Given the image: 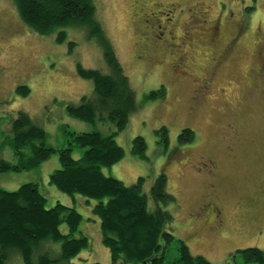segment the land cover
Masks as SVG:
<instances>
[{
  "label": "rangeland",
  "instance_id": "obj_1",
  "mask_svg": "<svg viewBox=\"0 0 264 264\" xmlns=\"http://www.w3.org/2000/svg\"><path fill=\"white\" fill-rule=\"evenodd\" d=\"M95 5L138 105L117 137L126 156L104 168V174L126 185L144 177L149 196L155 179L167 174L168 191L177 199L161 205L174 216L167 230L213 264H243L235 257L238 250H264V0H95ZM65 30L67 42L57 44V33L31 31L13 0H0V146L19 111L46 131V144L56 149L68 147L65 129L115 131L112 124L86 123L67 112L68 105L79 104L94 90L91 81L78 76L77 64L104 73L109 68L102 49L83 29ZM71 42L76 43L73 51ZM20 85L31 89L29 97L16 94ZM162 86L165 99L145 101ZM163 126L169 130L168 149L157 134ZM187 128L195 132V141L181 146L179 135ZM138 136L146 142L148 161L132 152ZM84 152L76 147L73 157ZM0 157L16 162L9 146ZM60 168L54 154L36 170L0 174V189L17 191L38 183L47 208L57 203L75 207L90 245L73 262L112 264L93 214L97 202L89 205L49 183ZM48 248L60 251L59 244ZM179 257L175 242L166 264H176ZM7 264L24 262L15 253Z\"/></svg>",
  "mask_w": 264,
  "mask_h": 264
},
{
  "label": "trees",
  "instance_id": "obj_2",
  "mask_svg": "<svg viewBox=\"0 0 264 264\" xmlns=\"http://www.w3.org/2000/svg\"><path fill=\"white\" fill-rule=\"evenodd\" d=\"M13 3L31 31L41 36L57 33V44L67 42L65 28L71 27L83 29L87 39L100 46L109 72L88 69L78 63V76L91 81L94 90L91 96H83L79 104L68 105L67 112L86 123L112 124L115 131L76 133L65 129L68 147L56 149L46 144V131L27 112L19 111L10 122L9 133H2L4 141L0 146V153L3 147H11L16 162L0 157V174L36 170L58 154L61 168L51 174L49 183L72 198L82 196L89 205L97 202L93 214L100 220L102 244L110 250L112 264H166L168 249L175 242L180 255L176 264H213L202 255L192 254L186 242L167 230L174 216L161 205L177 201L168 191L167 174L155 179L150 196L144 190V177L126 185L104 174V168L119 164L126 156L117 137L138 111V105L130 78L97 18L95 0H13ZM75 46L71 42L70 50ZM16 94L27 98L31 89L20 85ZM166 96L167 89L162 86L147 94L145 101L162 100ZM157 134L168 149V128L163 126ZM194 141L195 132L189 128L179 135L181 146ZM76 147L85 149L79 159L73 157ZM132 152L140 160H149L141 136L135 138ZM150 198L154 202L151 207ZM46 203L38 183L24 184L17 191L0 189V264H7L15 253L24 264H78L74 259L90 245L89 237L80 228L83 215L73 206L57 203L47 208ZM63 226L66 231L62 230ZM53 244L60 245L59 252L48 248ZM238 256L243 264H264V250L259 248L238 250L235 257Z\"/></svg>",
  "mask_w": 264,
  "mask_h": 264
}]
</instances>
